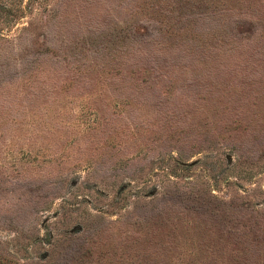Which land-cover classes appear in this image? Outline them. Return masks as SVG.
I'll list each match as a JSON object with an SVG mask.
<instances>
[{
    "label": "rangeland",
    "instance_id": "obj_1",
    "mask_svg": "<svg viewBox=\"0 0 264 264\" xmlns=\"http://www.w3.org/2000/svg\"><path fill=\"white\" fill-rule=\"evenodd\" d=\"M0 264H264V0H0Z\"/></svg>",
    "mask_w": 264,
    "mask_h": 264
},
{
    "label": "trees",
    "instance_id": "obj_2",
    "mask_svg": "<svg viewBox=\"0 0 264 264\" xmlns=\"http://www.w3.org/2000/svg\"><path fill=\"white\" fill-rule=\"evenodd\" d=\"M169 159L171 160V161H173V162H178V160L177 159H175V157L173 156V154H170L169 156ZM163 158H164V156H158L157 158H156V161L158 162V161H162L163 160ZM169 176H173V174L171 175L170 173H168V172H166Z\"/></svg>",
    "mask_w": 264,
    "mask_h": 264
}]
</instances>
